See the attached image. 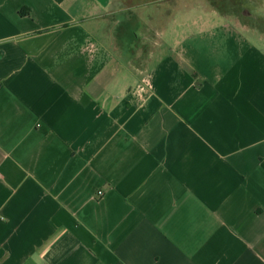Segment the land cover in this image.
<instances>
[{"label":"crops","instance_id":"0c3cea01","mask_svg":"<svg viewBox=\"0 0 264 264\" xmlns=\"http://www.w3.org/2000/svg\"><path fill=\"white\" fill-rule=\"evenodd\" d=\"M246 2L0 0V264H264Z\"/></svg>","mask_w":264,"mask_h":264},{"label":"built area","instance_id":"2783aa9c","mask_svg":"<svg viewBox=\"0 0 264 264\" xmlns=\"http://www.w3.org/2000/svg\"><path fill=\"white\" fill-rule=\"evenodd\" d=\"M97 195H98L99 197H101V196H103V193H102L101 191H99V192L97 193Z\"/></svg>","mask_w":264,"mask_h":264},{"label":"rangeland","instance_id":"374dc122","mask_svg":"<svg viewBox=\"0 0 264 264\" xmlns=\"http://www.w3.org/2000/svg\"><path fill=\"white\" fill-rule=\"evenodd\" d=\"M246 1H247V0H242V2H244V3H247Z\"/></svg>","mask_w":264,"mask_h":264}]
</instances>
